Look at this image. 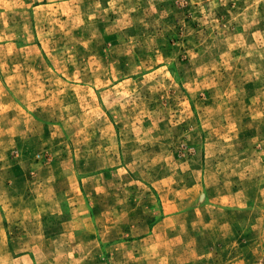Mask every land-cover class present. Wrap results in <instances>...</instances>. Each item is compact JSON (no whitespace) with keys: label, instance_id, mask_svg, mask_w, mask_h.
Returning a JSON list of instances; mask_svg holds the SVG:
<instances>
[{"label":"rangeland","instance_id":"rangeland-1","mask_svg":"<svg viewBox=\"0 0 264 264\" xmlns=\"http://www.w3.org/2000/svg\"><path fill=\"white\" fill-rule=\"evenodd\" d=\"M0 264H264V0H0Z\"/></svg>","mask_w":264,"mask_h":264}]
</instances>
